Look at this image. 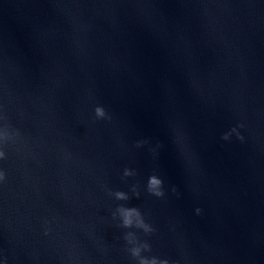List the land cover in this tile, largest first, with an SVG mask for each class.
<instances>
[{
    "label": "water",
    "instance_id": "water-1",
    "mask_svg": "<svg viewBox=\"0 0 264 264\" xmlns=\"http://www.w3.org/2000/svg\"><path fill=\"white\" fill-rule=\"evenodd\" d=\"M0 151V264H264V0H0Z\"/></svg>",
    "mask_w": 264,
    "mask_h": 264
},
{
    "label": "clouds",
    "instance_id": "clouds-1",
    "mask_svg": "<svg viewBox=\"0 0 264 264\" xmlns=\"http://www.w3.org/2000/svg\"><path fill=\"white\" fill-rule=\"evenodd\" d=\"M95 111H96V114L98 116L102 117V116L105 115L103 109H101V108H97ZM239 127H243V125L241 124V125H239ZM236 129L237 128H234L233 130L236 131ZM236 135H237L238 139L243 140V136H241L238 131L236 132ZM227 138H228L227 136L223 137V139H227ZM137 146H139V144ZM4 158H6V153L4 151H0V159H4ZM125 174L126 175H130V173H128L127 171H126ZM5 178H6V176H5L4 171L0 170V182L4 181ZM148 191H149L150 194H152V195H154L156 197H163L164 196V191H163V182H162V180L157 179L155 176L150 177ZM173 191H175L174 188H173ZM117 196L119 198H126V197H124V194L121 193V192H118ZM137 196H138V194H137ZM134 212L139 214L138 210L135 209V208L123 210L124 225L125 226H129L131 224V220L129 219V217ZM200 212H201V210L199 208H197L196 209V213L200 214ZM48 223H49L48 221H45V225H47ZM140 226H144L146 231H151V229H148L147 226L143 225L142 221H141ZM47 234H48V228L45 227V235H47ZM133 255H139V249H134L133 250ZM141 264H156V260H155V258L151 259L150 261L147 260V259H142L141 260ZM164 264H167V261H165Z\"/></svg>",
    "mask_w": 264,
    "mask_h": 264
}]
</instances>
